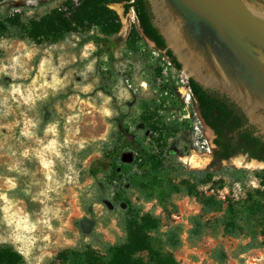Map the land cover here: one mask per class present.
Wrapping results in <instances>:
<instances>
[{
  "label": "rangeland",
  "instance_id": "1",
  "mask_svg": "<svg viewBox=\"0 0 264 264\" xmlns=\"http://www.w3.org/2000/svg\"><path fill=\"white\" fill-rule=\"evenodd\" d=\"M129 1L109 0L121 21L110 36L117 41L112 54L89 40L104 35L95 25L41 44L0 25V243L18 249L23 264H65L61 251L89 246L108 259L106 244L127 242L122 223L134 208L158 219L152 242L173 251L180 264H218L211 258L217 246L227 255L224 264H264V167L247 168L244 183L222 189L220 176L194 190L174 176L171 164L214 170L234 166L237 158L251 160L239 154L213 167L214 153L193 147L195 114L185 116L180 72L153 41L133 34L142 31L134 10L125 11ZM68 2L0 0V21L18 15L30 22ZM126 152L132 161L122 160ZM141 153L168 166L144 172ZM192 153L208 155V164L184 163ZM201 193L224 201L222 212L205 219L233 215L242 228L238 237L216 226L217 235L188 239L189 219L202 211ZM176 224L184 230L179 243L168 236Z\"/></svg>",
  "mask_w": 264,
  "mask_h": 264
},
{
  "label": "trees",
  "instance_id": "2",
  "mask_svg": "<svg viewBox=\"0 0 264 264\" xmlns=\"http://www.w3.org/2000/svg\"><path fill=\"white\" fill-rule=\"evenodd\" d=\"M109 0H69L66 9L56 8L51 13L40 19L22 22L21 17L13 15L0 21L4 31L10 32L15 38L30 39L38 44L61 40L66 34L87 31L92 26L103 30V36L91 35L95 45L103 52L112 54L117 46L116 39L110 38L117 34L121 28V21L116 11L109 7ZM135 10L139 23V30L133 32L139 37H146L153 41L159 50L165 52L170 61L177 67L182 65L177 60L171 49L167 48L164 37L153 23V17L148 0H132L125 5V11ZM194 100L205 123L214 130V166L217 162L228 160L239 154H247L250 159L264 161V139L255 134L256 127L248 124V118L242 109L231 101L226 95L218 91L206 89L193 78H190ZM175 94H177L175 92ZM178 95V94H177ZM156 129L155 125L152 126ZM140 168L144 172L151 170L161 171L168 166L156 157H147L141 153ZM175 166V167H174ZM176 177H185L186 184L192 190L200 185L207 184L215 176H220V189L227 183H244L250 175V170L244 167L227 166L217 169H186L182 164H171ZM257 172V171H255ZM254 172V173H255ZM94 173H96L94 171ZM264 176V169L260 171ZM173 191L177 192V189ZM171 194L168 195L170 198ZM202 211L192 215L189 219L191 227L187 230L191 242L200 240L211 233L217 235L222 228L223 234L238 237L242 228L238 225L233 215L226 218L217 217L213 221L205 219L209 214L222 212V199L215 195L198 194ZM232 212V209H229ZM217 222V223H216ZM216 224V225H215ZM123 228L127 232V242L123 245L106 244L110 252L108 259L97 249L89 246L85 249L71 248L61 251L58 256L65 264H180L173 251L163 250L154 246L150 231L159 226L158 219L151 213L142 212L134 208L128 209ZM217 226V228H216ZM183 227L179 224L171 226L168 232L177 243L181 240ZM251 245H246L248 250ZM146 253L145 258L143 254ZM211 258L218 264L227 260L225 250L221 246L212 249ZM24 255L12 244L0 243V264H23Z\"/></svg>",
  "mask_w": 264,
  "mask_h": 264
},
{
  "label": "water",
  "instance_id": "3",
  "mask_svg": "<svg viewBox=\"0 0 264 264\" xmlns=\"http://www.w3.org/2000/svg\"><path fill=\"white\" fill-rule=\"evenodd\" d=\"M148 1L153 23L182 69L235 102L264 139V0ZM132 159L129 152L122 156ZM250 160L264 167V161Z\"/></svg>",
  "mask_w": 264,
  "mask_h": 264
},
{
  "label": "built area",
  "instance_id": "4",
  "mask_svg": "<svg viewBox=\"0 0 264 264\" xmlns=\"http://www.w3.org/2000/svg\"><path fill=\"white\" fill-rule=\"evenodd\" d=\"M169 60V64L173 65L174 68L177 67ZM179 70V80L177 81V88L180 92V98L182 103L184 104V108L187 110L186 117H190L191 113L194 112L195 119L193 120V124L191 125V143L195 149L198 150L199 153H207L210 154L214 151V143L213 140L207 134L205 122L202 119L197 104L194 100L193 90L190 83V77L187 72L178 68Z\"/></svg>",
  "mask_w": 264,
  "mask_h": 264
},
{
  "label": "bare ground",
  "instance_id": "5",
  "mask_svg": "<svg viewBox=\"0 0 264 264\" xmlns=\"http://www.w3.org/2000/svg\"><path fill=\"white\" fill-rule=\"evenodd\" d=\"M182 161L184 163H186L187 165H190L194 168H201V167H204L205 165L208 164L209 162V156L208 155H200L198 153H192L188 156H183L182 157ZM244 161H246L245 159L243 158H237L235 159V162L238 164V165H241L242 163H244ZM247 166H250V167H256V166H261L262 164L261 163H258L256 161H251L249 162L248 164H246Z\"/></svg>",
  "mask_w": 264,
  "mask_h": 264
},
{
  "label": "flooded vegetation",
  "instance_id": "6",
  "mask_svg": "<svg viewBox=\"0 0 264 264\" xmlns=\"http://www.w3.org/2000/svg\"><path fill=\"white\" fill-rule=\"evenodd\" d=\"M132 1V0H131ZM131 10H134V9H131ZM150 10H151V13H152V17H154V15H153V12H152V8H151V6H150ZM134 12H135V10H134ZM136 14V13H135ZM199 110V109H198ZM199 113H200V111H199ZM201 115V114H200ZM203 119V118H202ZM204 120V119H203ZM205 122V121H204ZM206 124V123H205ZM249 124V123H248ZM212 129V128H211ZM213 130V129H212ZM214 131V130H213ZM215 133V132H214ZM215 137H216V134H215ZM215 137H214V139H215ZM213 143H214V140H213ZM215 145V144H214ZM214 149H215V146H214ZM213 153H214V151H213Z\"/></svg>",
  "mask_w": 264,
  "mask_h": 264
}]
</instances>
